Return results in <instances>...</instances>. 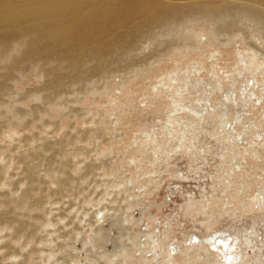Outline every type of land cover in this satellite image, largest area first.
<instances>
[{
  "label": "rangeland",
  "instance_id": "1",
  "mask_svg": "<svg viewBox=\"0 0 264 264\" xmlns=\"http://www.w3.org/2000/svg\"><path fill=\"white\" fill-rule=\"evenodd\" d=\"M156 4L162 5L163 0H156ZM247 22L243 20L242 24ZM195 25L199 26L183 25L177 31L168 30V34L172 32L170 38L161 39L176 46L164 50L160 56H147L155 44L141 43L131 56L137 62L135 65L94 84H85L89 92L63 94L59 99L62 103L36 117L24 115L19 119L15 112L42 104L41 100L27 103L18 99L42 86L45 78L36 67L17 71V78L10 81L13 94L3 95L7 105H0V112L6 113L0 117V132L3 126L2 131L14 126L19 131L0 141V151H4L0 156L3 169L0 183L8 184H0V199H19L24 189L37 187L32 191L33 197L42 203L31 209L21 208L16 212L18 215L11 214L26 220L27 227L17 236L19 242L12 239L13 228L0 231V246L5 245L0 250L1 264H45L49 251L53 258L47 264H56L57 260L66 264L70 255L76 258L70 264H150L136 254L138 243L146 237L144 230L164 237L167 224L170 228L167 240L182 247L189 234L199 237L208 234V228L200 222L208 215L199 212L201 206L190 207L189 203L205 199V209L211 213L217 209L216 197L222 195L227 201H234V205L228 212L223 210L217 217L212 216V229L235 234L236 240L245 234L252 235L254 246L248 247L246 264H264V149L260 150V157L245 150L233 158L234 153L229 152L238 144L264 140V70L247 69L248 61L244 59L240 70L233 68L237 52H247L244 44L256 42L252 37L257 31L247 39L236 32L232 37L223 33L214 40L209 25H202L203 28ZM181 35L186 38H180ZM16 50L13 54L18 55L20 51ZM144 57L146 61H142ZM180 101L183 110H176ZM206 108L207 114L215 116L203 113L206 121L191 122V115H195H189L192 109L204 112ZM223 113L226 123L221 126L217 116ZM20 121L24 128L19 126ZM149 136L156 138L162 147L157 151V159L149 150L151 144H142ZM180 136L195 137V146L191 150L185 149L186 145L178 146ZM46 144L51 146L48 150ZM175 146L178 147L173 151ZM229 155L233 164L228 161ZM151 159H155L154 166L149 162ZM49 160L53 166L51 176L46 168ZM27 164L31 167L36 164L31 177L37 180L31 183ZM151 170L160 173L150 178L143 173ZM247 172L254 173L256 178ZM228 173L231 180L252 182L251 186L239 196L236 184L225 186ZM63 179L69 181L61 187L59 181ZM251 194L258 195L257 201L252 210L245 209L242 205ZM102 205L113 211L109 209L106 221L97 226L94 209ZM1 207L0 218L4 212ZM48 219L52 227L43 224ZM98 229L102 231L96 234ZM29 238L34 240L23 247ZM40 239L48 240L47 245L52 243L54 251L45 244L47 249L42 248L45 246ZM122 246L130 255L119 254ZM11 247L23 254L15 259H1L11 252ZM34 247L46 253L42 250L28 254ZM150 251L161 256V245ZM203 263L204 260L199 262Z\"/></svg>",
  "mask_w": 264,
  "mask_h": 264
},
{
  "label": "bare ground",
  "instance_id": "2",
  "mask_svg": "<svg viewBox=\"0 0 264 264\" xmlns=\"http://www.w3.org/2000/svg\"><path fill=\"white\" fill-rule=\"evenodd\" d=\"M243 20H247L248 24H242ZM195 24H200L201 28H203L202 25H204V27L209 25L210 32L209 30L208 32L212 34V36L214 35V40L220 39V35H223V33H225V35L227 34L228 37H232L236 32H241L242 39H247L255 33L254 31H257L252 39L259 43H245L244 47H246L247 52H237L238 59H236L237 62L233 68L234 70H240L241 61L244 59L248 61L247 69L252 68L255 72L264 70V48H260L264 47V0H163V4L160 6H157L156 0H0V105H7L8 100H5V95L12 96L13 91L10 81H14L17 78V71H24V69L26 70L28 67H36L45 78L44 84L35 88L33 92L24 94L18 101L28 103L32 99H40L42 104L33 105L31 109L26 111L22 109H16V112L14 111L15 116L19 119L24 115L36 117L37 114H42V112H45L50 107L62 103L59 99L63 94L85 92L88 90L85 84H94L100 79H104V77L108 75L110 76L114 72L126 70L130 65L137 63L135 60H131V56L141 43L149 41L151 44H155V47H152L153 50L151 49L147 56H160L163 54L164 50H167L171 46H176L175 43L171 41L168 43L167 41H162V36L170 38L172 32L168 34V30L177 31L178 27L183 25L186 27L190 25H194L195 27L199 26ZM246 28L253 30L247 32L248 30H245ZM179 37L186 38L184 35ZM211 41L213 42V40ZM14 47L17 48V52L20 51L18 55L13 54ZM146 57H144L142 61H146ZM218 84L220 86L221 81ZM89 91L90 90L87 92ZM183 101L179 102V107H177L176 110L182 109L181 102ZM203 111L204 112H200L199 110L192 109L189 115H195H191L193 116L191 122L198 123L200 121H206L207 116L205 117L203 113L207 114V108ZM4 114H6L4 111L0 112V117L4 116ZM207 115L215 116L211 113ZM217 117L218 120L220 119V125L223 126L226 123V113ZM21 122L23 121H20L19 126ZM3 127L1 128L2 130ZM20 127L24 128L23 126ZM2 130L0 132V141L12 136L13 132H19L15 126L5 131ZM169 132L171 133V130H169ZM183 134H186L185 130H183ZM180 137L181 139L178 142V146L183 147L186 145L187 147H185V149L188 150H191V146H195V144H193L195 137ZM239 141L241 142V140ZM147 143L151 144L149 150L154 153L157 159V151L162 149L160 144H158L159 142H157L156 138L149 136L145 137L142 142L143 145ZM153 143H156V146H154ZM44 146L47 150L51 147L50 144ZM178 146H175L172 150L174 151ZM261 149H264V140L255 143L254 140H251L247 142V145L239 146L238 144L236 148H232L229 152H233V158H236L241 151L246 150L247 153L258 155ZM2 154H4L3 150L0 151V156H2ZM230 156L231 155L227 157L229 158L228 161L230 164H233L234 162ZM258 156L260 157V155ZM149 162L154 166L155 159H151ZM7 163L6 167L8 166ZM10 163L11 162H9V164ZM48 164V167H46L48 170L47 174L53 169L50 160ZM150 164L148 165L149 168L151 167ZM33 166L34 167H31L29 165L27 167L29 183L37 180L31 177V175H33L32 172L36 169V164ZM38 170L39 168L36 172ZM59 170L63 172L61 169ZM0 171L3 173L1 167ZM143 173L150 178L152 174L158 176L159 174L157 173L160 172L151 170L150 172L144 171ZM247 173L256 178L254 173ZM181 177L184 178L183 176ZM226 180L225 186L228 187L232 183L238 186L236 191L239 196L240 193H244V189L250 187L252 183L247 181L238 183V181L231 180L229 173L227 174ZM49 181L51 182V180ZM126 181L128 182L129 179ZM67 182L65 179L60 180L59 186H66ZM132 182L134 183V180H132ZM133 183L129 185V188L133 186ZM0 184L6 185L7 183L2 182ZM36 188L37 187H28L24 189L19 199H12V201L0 199V205L3 207L1 210H4L0 218L2 220L0 231L6 228H13L14 235L12 239L15 242H19L17 236L26 230L27 221L13 217L11 214L14 213L18 215L16 212L21 208L27 207L31 209L41 205L42 201L33 197L32 191L33 189L36 190ZM222 192L224 193V191ZM136 195L135 193L134 197ZM223 196L224 195L216 197L217 201L215 207L217 209L211 213H207L205 209L207 203L205 199H198L189 203L190 207L201 206L202 208L199 212L205 217L208 215L207 218L200 221L208 228V234L203 237L189 234L184 240L185 243L182 247L173 246L172 244L174 242H171V239L167 240L170 230L167 224L163 230L164 237H160L159 234L154 235L155 233L153 234V231L150 229L144 230L143 233L146 237L143 242L138 243L139 251L136 252L140 260L150 264H199L202 260H204L203 264H246V257L249 256L248 247L254 246L252 235L245 234L243 237L239 236L241 238L240 240H236L235 234L227 233L225 230L212 229L213 223H210L213 219L212 216L217 217L223 210L224 212H228L231 208L230 206L234 205V201H227ZM257 197V194H251L242 206L245 209L252 210L257 201ZM10 202L13 203L12 206L8 205ZM109 209L111 208H107V206L103 205L94 209L96 223L99 222L97 226H101L102 221L106 219ZM111 211L113 210L111 209ZM45 222L47 223H42L51 225L52 227L53 223L51 220H45ZM93 224L95 225V223H92V225ZM43 227L45 228V226ZM47 231L51 232V230H46V232ZM100 231H102V229L96 230L95 233L97 234V232L99 233ZM78 232L79 230L77 229V233ZM77 233L76 235H79L81 232H79V234ZM51 234L54 235V231ZM49 237L48 239H51ZM43 238L45 237L41 239ZM41 239L40 243H42L43 246L47 245L48 240ZM53 239L54 238H52V240ZM33 240L34 238L27 239L22 246L24 247V245L29 244ZM36 242L39 243V241ZM50 245L48 244L47 247H50ZM158 245H161V256L160 253L157 257L156 254L153 255V252H148V250L155 249ZM4 246L5 245L0 246V250L1 247ZM47 247L45 246L42 248L47 249ZM13 248L14 247H11V252L1 256V259H15L23 254H21V252L19 254L17 250ZM42 248L38 249L34 247L30 249L28 254L42 250L43 254L46 253ZM50 248L54 251L52 247ZM15 249L17 248L15 247ZM119 251V254L130 255V252L123 246ZM46 254L47 258L45 259V264H47V261L52 257V252L49 251ZM42 260V262H44V259ZM74 260H76V258L70 255L69 259L67 258L66 260L68 262H66V264H70ZM58 262L60 264L58 260L56 264ZM18 264H20V262Z\"/></svg>",
  "mask_w": 264,
  "mask_h": 264
},
{
  "label": "water",
  "instance_id": "3",
  "mask_svg": "<svg viewBox=\"0 0 264 264\" xmlns=\"http://www.w3.org/2000/svg\"><path fill=\"white\" fill-rule=\"evenodd\" d=\"M249 252H252L251 250H249Z\"/></svg>",
  "mask_w": 264,
  "mask_h": 264
}]
</instances>
